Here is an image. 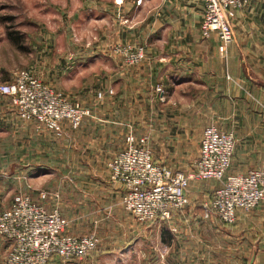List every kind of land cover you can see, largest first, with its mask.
Masks as SVG:
<instances>
[{"label": "rangeland", "instance_id": "obj_1", "mask_svg": "<svg viewBox=\"0 0 264 264\" xmlns=\"http://www.w3.org/2000/svg\"><path fill=\"white\" fill-rule=\"evenodd\" d=\"M117 1L123 0H0V81L13 79L20 69L30 70L47 85L90 110L81 126L94 114L92 103L100 110L104 102L116 99L117 95L116 82L108 83L103 75V71L114 67V61L107 55L87 58L86 49L93 46L101 52L103 40V52L117 56L123 63L117 50L120 44L141 45L147 53V45L131 33L135 21L148 17L151 0H135L138 7L129 10L135 13L120 19L127 31V38L120 41L115 39L119 32L111 12L94 8H99L96 4L112 8ZM235 11L232 10L230 23ZM119 31L121 34L122 29ZM103 35L109 37V44ZM169 106L173 107L161 103L160 108L169 112ZM148 110L144 108L143 113L146 115ZM25 120L16 113L10 98L0 94V210L27 194L50 207L47 209L58 208L69 221L68 232L94 233L98 237L97 245L84 256L54 255L45 264H218L217 259L223 260L224 253L212 248L207 250L202 246L198 250L196 242L189 246L195 237L188 240L184 228H171L173 216L169 221L141 222L131 212L109 203L105 171H102L107 169V178L111 180L109 170L101 158L91 156L92 141L88 147V142L73 134L71 127L65 126L63 132L57 133L37 123L35 130L39 136L25 135ZM145 120L144 116L141 125L125 123L124 145H146L155 160L191 172L202 131L200 137L198 132L191 131L183 140L162 141L147 132ZM228 173H233L230 168ZM25 181L30 193H25ZM219 184L213 179H191L186 189L188 202L174 214L181 210L199 211L206 218L212 215L228 225L212 209L205 214L204 205H209L213 189ZM7 249L8 243L0 235V264Z\"/></svg>", "mask_w": 264, "mask_h": 264}, {"label": "crops", "instance_id": "obj_2", "mask_svg": "<svg viewBox=\"0 0 264 264\" xmlns=\"http://www.w3.org/2000/svg\"><path fill=\"white\" fill-rule=\"evenodd\" d=\"M135 2L123 0L112 8L103 4H96L98 9L94 7L96 11L111 12L119 32L115 39L119 41L127 38L126 26L119 21L135 13L129 12ZM151 6L148 17L134 22L131 33L147 45L145 58L139 64L126 67L117 56L103 52V40L101 52L93 46L86 49L87 58L107 55L114 61V67L103 71V75L108 83L116 82L117 95L104 102L100 110L92 103L94 114L78 129H71L73 134L87 141L88 147L92 141L91 156L107 163L125 147L126 122L141 125L145 116L147 132L162 141L183 140L191 131L200 137L202 128L214 123L235 135L231 172L264 169V0H249L235 11L230 20L233 39L226 55L218 51L216 34L204 38L200 33L201 0H151ZM108 38L103 35L107 44ZM157 85L164 91L157 92ZM161 103L173 107L169 106L167 112L160 108ZM35 128L34 119L25 120V135L39 136ZM102 171L109 203L123 208V185L109 180L107 169ZM26 185L25 181V193H30ZM172 218L171 228H184L188 240L195 237L189 246L196 242L198 250L204 246L224 253L223 260L217 259L218 264H264V200L251 210L238 209L235 222L228 225L212 215L206 218L199 211L181 210Z\"/></svg>", "mask_w": 264, "mask_h": 264}, {"label": "built area", "instance_id": "obj_3", "mask_svg": "<svg viewBox=\"0 0 264 264\" xmlns=\"http://www.w3.org/2000/svg\"><path fill=\"white\" fill-rule=\"evenodd\" d=\"M202 37L216 34L218 51L224 55L233 39L229 19L232 10L245 6L247 0H201ZM117 50L128 65H137L145 57L141 45L127 43ZM157 92H163L160 85ZM0 94L10 98L16 113L34 119L37 125L61 133L65 126L78 128L90 110L67 98L28 69L17 71L13 79L0 81ZM235 146L232 131L215 124L206 125L199 141V151L191 172L173 169L153 158L146 145L129 143L107 162L111 181L123 185V208L141 222L169 220L188 202L186 189L192 180H217L205 214L214 210L226 223L235 221L237 209L248 211L264 200V169L250 168L245 173H228ZM68 219L58 208L47 209L27 194L0 210V235L8 243L1 264H45L52 256L82 257L98 243L94 233L76 235L68 232Z\"/></svg>", "mask_w": 264, "mask_h": 264}]
</instances>
